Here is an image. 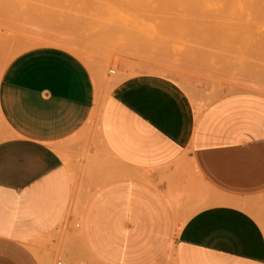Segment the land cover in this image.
I'll return each mask as SVG.
<instances>
[{
    "label": "crops",
    "instance_id": "crops-1",
    "mask_svg": "<svg viewBox=\"0 0 264 264\" xmlns=\"http://www.w3.org/2000/svg\"><path fill=\"white\" fill-rule=\"evenodd\" d=\"M203 105L155 75L104 96L62 50L17 58L0 78V264H264V94Z\"/></svg>",
    "mask_w": 264,
    "mask_h": 264
},
{
    "label": "rangeland",
    "instance_id": "rangeland-1",
    "mask_svg": "<svg viewBox=\"0 0 264 264\" xmlns=\"http://www.w3.org/2000/svg\"><path fill=\"white\" fill-rule=\"evenodd\" d=\"M263 1L0 0V78L20 56L58 49L88 68L104 96L140 75L169 78L204 105L264 94ZM100 145L94 134L83 152ZM59 263L70 264L63 255Z\"/></svg>",
    "mask_w": 264,
    "mask_h": 264
},
{
    "label": "bare ground",
    "instance_id": "bare-ground-1",
    "mask_svg": "<svg viewBox=\"0 0 264 264\" xmlns=\"http://www.w3.org/2000/svg\"><path fill=\"white\" fill-rule=\"evenodd\" d=\"M251 1H252V0H251ZM261 1H262V0H261ZM248 2H249V1H248ZM263 3H264V1H263ZM240 4H241V3H240ZM244 5H245V4H244ZM249 5H250V4H249ZM257 5H258V4H257ZM236 6H237V5H236ZM246 6H247V5H246ZM259 6H260V4H259ZM255 7H256V6H255ZM250 8H251V7H250ZM259 9H260V7H259ZM261 9H262V8H261ZM261 11H262V10H261ZM44 40H45V39H44ZM52 40H54V39H52ZM42 41H43V40H42ZM23 42H24V41H23ZM67 44H68V43H67ZM73 51H74V50H73ZM96 104H97V103H96ZM96 106H97V105H96ZM95 111H96V110H95ZM95 111H94V112H95ZM97 114H98V113H97ZM97 114H96V116H97ZM99 118H100V116H99ZM94 119H95V117H94ZM132 173H133V172H132ZM125 175H127V174L125 173ZM137 175H138V174H137ZM139 175H140V174H139ZM127 176H128V175H127ZM130 176H131V175H130ZM131 178H133V177H131ZM140 178H144V177L141 176ZM78 196H80V194H79ZM80 198H81V196H80ZM73 201H74V200H73ZM75 202H76V201H75ZM77 202H78V201H77ZM82 203H83V202H82ZM84 204H85V203H84ZM78 205H79V204H78ZM85 205H86V204H85ZM82 206H84V205H82ZM73 207H74V206H73ZM73 207H72V208H73ZM75 208H76V207H75ZM75 208H74V209H75ZM79 209H80V208H79ZM83 209H84V207H83ZM76 210H78V209H76ZM78 211H79V210H78ZM70 213H71V212H70ZM74 213H76V212H74ZM76 214H77V213H76ZM77 215H78V214H77ZM80 215H81V214H80ZM71 216H72V215H71ZM78 216H79V215H78ZM78 216H76V217H78ZM67 217H68V216H67ZM79 218H80V217H79ZM79 218H77V219L79 220ZM77 219H76V220H77ZM81 219H82V217H81ZM78 224H79V223H78ZM80 224L82 225V222H81ZM80 224H79V225H80ZM175 233H176V232H175ZM173 239H174V238H173ZM172 245H173V244H172ZM173 246H175V245H173ZM172 250L174 251V249H172Z\"/></svg>",
    "mask_w": 264,
    "mask_h": 264
},
{
    "label": "built area",
    "instance_id": "built-area-1",
    "mask_svg": "<svg viewBox=\"0 0 264 264\" xmlns=\"http://www.w3.org/2000/svg\"><path fill=\"white\" fill-rule=\"evenodd\" d=\"M59 264H63V263H59Z\"/></svg>",
    "mask_w": 264,
    "mask_h": 264
}]
</instances>
